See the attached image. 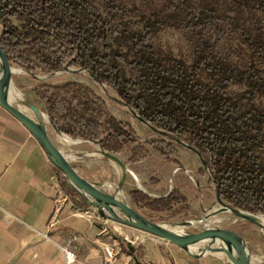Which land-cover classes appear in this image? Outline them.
<instances>
[{
	"label": "trees",
	"instance_id": "trees-1",
	"mask_svg": "<svg viewBox=\"0 0 264 264\" xmlns=\"http://www.w3.org/2000/svg\"><path fill=\"white\" fill-rule=\"evenodd\" d=\"M0 8L1 45L16 65L33 74L66 65L90 70L146 121L201 151L225 201L264 214V105L258 103L264 99V0H162L143 7L129 0H0ZM166 29L186 37L191 62L156 46ZM233 86L243 89L233 95ZM36 92L56 128L73 138L113 153L139 142L132 124L117 119L86 84H45ZM150 144L181 164L175 142ZM131 152L132 160L144 158L138 148ZM59 180L76 204L89 206L61 171ZM130 196L155 220L191 212L179 189ZM126 242L120 238L134 256Z\"/></svg>",
	"mask_w": 264,
	"mask_h": 264
},
{
	"label": "rangeland",
	"instance_id": "rangeland-1",
	"mask_svg": "<svg viewBox=\"0 0 264 264\" xmlns=\"http://www.w3.org/2000/svg\"><path fill=\"white\" fill-rule=\"evenodd\" d=\"M161 1L162 0H129L131 4H136L141 7L147 6L148 4H150V2L158 3ZM154 43L156 44V46L162 48L166 52H172L177 58L186 60L188 62H191L192 60V46L188 42L186 37L178 30L166 29L162 31L154 39ZM70 68L71 70H76L80 67L70 66ZM127 73L129 77H134V74L128 67ZM70 81H76L90 86L97 94L105 98L109 111L117 119L132 124L136 132V138L139 139V142L135 143L134 145L124 146L120 153H110L119 157L124 162L126 161L130 163L131 166L135 169L141 167L146 172V175L144 176V178H142L141 176L135 175L129 171L124 172V168H122L119 163L105 155L99 144L92 143L88 141L89 139L73 138L65 133L66 135L77 141V143L69 146L61 145V147L68 154L77 155V157L74 158L73 163L78 168L80 173L88 178L90 177V183L94 184L97 188L103 191L115 193L119 189H121V191L125 195V199L132 203L133 200L130 196V192L133 190H140L142 192H144L143 190H145L146 192L144 193L151 196L154 195L155 192L154 194H150L153 192L149 189V185L155 186L157 182L165 181L162 185L163 190L160 191L167 194H161L159 195V197L166 196L174 189H177H170L171 185H174L172 183V177H176V181L178 182L181 179L184 185H181L179 183L178 184L184 188L186 193H184L180 189L179 190L184 195L191 198L190 201L188 197L189 203L191 204V212L188 215H178L169 218L168 220L156 221L168 224L171 229L182 231L184 233L197 232L198 230L203 228L205 222L199 219L203 220L209 210L219 207L216 202L214 190L215 185L214 182L211 183V181L213 180L210 177L208 170L203 167L200 159L194 152L175 143L177 144L176 147L180 153L181 164L185 163L189 167H191L194 170L195 178L194 181L190 177L186 179V174L181 173L180 171L174 173L171 177L172 167L167 164L171 163L174 165L175 163L165 160L162 157L161 153L150 144L152 141L156 140H170L164 138L163 136L152 130L148 125L139 121L132 115L131 112L128 111L126 107L109 98L106 95V92H108L112 96L119 97L113 88H110L106 84L105 86L100 85L87 71L77 73L62 69L60 70V72H38L37 74H33L28 71L21 76V98L23 99L21 100L23 101L22 104L27 107L28 113L33 115L34 117L35 114L30 107L31 105L36 106L41 111L48 114L43 104L38 99L36 91L45 84H64ZM242 89L243 88L241 86H233L230 89V93L234 95L240 92ZM258 103L264 105V99H259ZM47 125L50 135L56 140V132L49 124ZM133 148H138L139 153H142L144 155V158L142 159L144 161L137 162L141 160L131 159V150ZM102 184H104L105 186H102ZM106 185L110 187H107ZM203 186H205V188ZM142 210L146 211L150 216H152L148 210ZM110 221L114 222L113 224L115 226L122 227L121 232L123 233L121 234H123V238L127 242H133L131 244H133L135 247L134 259L143 262V264H205L208 262L205 260H195L190 258L184 251L180 250L176 245L172 244L166 239H162L153 234L138 230L136 228H132L130 226L122 225L119 222L113 220ZM186 223L188 224L185 225ZM212 223H216L222 226H232V228H234L239 234H241L243 238L248 239L247 241L250 244L252 255L256 259L260 258L259 262L261 264H264V233L257 226L243 220H235L234 216L230 213H221L215 217H212ZM116 234L120 236L119 233ZM126 247H123L124 251V248ZM209 263L223 264L216 258L215 261H210Z\"/></svg>",
	"mask_w": 264,
	"mask_h": 264
},
{
	"label": "crops",
	"instance_id": "crops-1",
	"mask_svg": "<svg viewBox=\"0 0 264 264\" xmlns=\"http://www.w3.org/2000/svg\"><path fill=\"white\" fill-rule=\"evenodd\" d=\"M55 137L59 146L72 145ZM125 163L133 174L144 178V169ZM167 165L172 167L171 177L180 171L194 181V170L187 164ZM59 176V169L32 133L0 105V264H67L66 249L74 248L77 259L72 264H106L104 248L112 245L121 248L123 260L134 258L122 249V227L102 218L95 207H80L70 197L67 206L56 211ZM164 182L149 185L150 194H167L160 191ZM172 183L170 189L186 193L179 185H184L181 179L172 177ZM203 260L210 264L215 258Z\"/></svg>",
	"mask_w": 264,
	"mask_h": 264
},
{
	"label": "water",
	"instance_id": "water-1",
	"mask_svg": "<svg viewBox=\"0 0 264 264\" xmlns=\"http://www.w3.org/2000/svg\"><path fill=\"white\" fill-rule=\"evenodd\" d=\"M64 70L77 73L87 71L92 75L90 70H86L84 68L71 70L69 65H66ZM22 71L28 72L23 67L17 66L12 60H10L8 55L3 50L0 32V105L17 118L32 133L42 148H44L54 165L67 178L71 187L86 200L89 206L95 207L102 218L113 220L122 225L130 226L132 228L153 234L162 239H166L176 245L180 250L184 251L190 258L195 260H203L208 256H212L221 261L223 264H261L252 255L248 243L241 234L232 228V226H222L212 223V217L221 213H230L234 216L235 220H243L252 223L264 233V214L253 213L230 205L222 198L220 190L215 183L214 190L216 202L219 207L209 210L203 220L199 219L205 222L203 228L197 232L190 233L164 228V223L157 222L146 211L140 209L134 203L126 200L125 197H122L120 195L122 192L121 189L115 193H111L103 191L97 188L94 184L90 183V181L84 178L78 168L74 165L69 154L61 146H59L50 135L47 124L54 129L56 134L59 135L65 133L56 128L48 114V123H46L43 119L44 114H42L44 112L36 106H30L35 114V117L29 113L23 112L18 107V105L21 104ZM92 77L95 79V76L92 75ZM97 82L100 85L105 86L104 83L99 81ZM106 95L126 107L134 117L142 123L148 125L152 130L164 138H167L170 141H173L194 152L200 159L203 167L208 170L209 175L213 180V174L209 170L208 164L201 151L176 138L172 134L155 127L150 122L146 121L134 108L128 105L121 98L112 96L108 92H106ZM88 141L96 143L93 140ZM101 149L107 157L119 163L122 168H124V172L130 171L127 164L122 159L111 154L102 147ZM102 186L105 185L102 184ZM143 191L146 192L145 190ZM151 196L159 197L156 195ZM187 224L188 223L185 225ZM137 262L139 264H143V262L139 260H137Z\"/></svg>",
	"mask_w": 264,
	"mask_h": 264
},
{
	"label": "built area",
	"instance_id": "built-area-1",
	"mask_svg": "<svg viewBox=\"0 0 264 264\" xmlns=\"http://www.w3.org/2000/svg\"><path fill=\"white\" fill-rule=\"evenodd\" d=\"M56 188L58 190V197L56 198V211H59L67 206V204L70 202V197L60 182L56 183ZM122 253L123 252L118 245L106 246L103 253L104 262L106 264H139L133 257L128 261L123 260ZM66 256L67 264H72L75 262L77 259L75 248L73 250L66 249Z\"/></svg>",
	"mask_w": 264,
	"mask_h": 264
},
{
	"label": "bare ground",
	"instance_id": "bare-ground-1",
	"mask_svg": "<svg viewBox=\"0 0 264 264\" xmlns=\"http://www.w3.org/2000/svg\"><path fill=\"white\" fill-rule=\"evenodd\" d=\"M23 73H26L25 71H22ZM21 98V97H20ZM21 100H23L22 98H21ZM23 101H21V104L20 105H18V107L23 111V112H25V113H28V109H27V107H25L23 104ZM42 114H44V116H43V119H44V121L46 122V123H48V117H47V114L46 113H42ZM60 139H62V140H64V142H67V143H69V144H75V143H77V141H75L73 138H71L70 136H68V135H66V134H56ZM69 156H70V158L71 159H73V158H75L77 155L76 154H69ZM142 179V178H141ZM122 197H125V195H124V193L123 192H121V194H120ZM263 221H264V219H263ZM163 227L164 228H167V229H171V227L168 225V224H163ZM257 260L258 261H260V258H257Z\"/></svg>",
	"mask_w": 264,
	"mask_h": 264
}]
</instances>
